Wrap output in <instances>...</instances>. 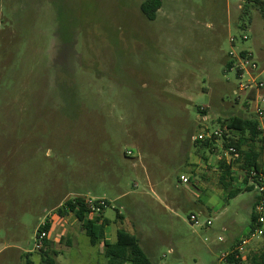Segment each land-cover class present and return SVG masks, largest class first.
<instances>
[{
	"label": "rangeland",
	"instance_id": "obj_1",
	"mask_svg": "<svg viewBox=\"0 0 264 264\" xmlns=\"http://www.w3.org/2000/svg\"><path fill=\"white\" fill-rule=\"evenodd\" d=\"M143 1L0 0V164L12 167L0 264H45L34 245L49 214L55 264H106L75 217L57 215L78 195L105 199L106 238L134 233L152 264H227L248 234L257 191L227 199L222 140L193 138L254 118L238 87L264 85V0H161L153 21ZM230 52L257 69L240 79ZM253 149L264 167V141ZM231 172L229 189L243 190L245 173ZM261 252L264 235L242 264Z\"/></svg>",
	"mask_w": 264,
	"mask_h": 264
},
{
	"label": "trees",
	"instance_id": "obj_2",
	"mask_svg": "<svg viewBox=\"0 0 264 264\" xmlns=\"http://www.w3.org/2000/svg\"><path fill=\"white\" fill-rule=\"evenodd\" d=\"M263 7L264 3H260ZM161 7V0H144L140 5V11L150 21L155 20L156 13ZM231 63L228 67H231ZM198 112L205 114V111L198 108ZM220 129L223 133L220 137L222 140L223 149L226 150L229 147H234L238 153V157L235 158L230 164H223L221 166L222 171L219 175V184L224 190L228 191V198L232 199L236 197L242 191L254 190L252 185H248L251 172L264 173V167L260 159V153L253 149V143L261 139L264 141V126L261 127L258 120L254 118H241L234 116L226 121L220 123ZM214 140H195L196 145H200L203 148L214 149ZM248 145L246 150H243V146ZM233 165H237L245 173L244 181L245 187L241 189H229L231 186V169ZM264 198V192L263 196ZM259 199L257 198L254 202ZM85 197L82 195L75 196L62 203L61 208L58 209L57 215L63 217L67 212L71 213L78 221L81 230L87 236L89 243L92 246L102 245V254L106 259V264H152L150 258L146 255L144 250L140 246L137 236L129 232L124 228H118L115 234V240L111 241L106 238L105 228L109 222L104 219V210L99 216H91L85 205ZM106 206L109 203L106 201ZM116 220L122 221L123 217L119 213H116ZM256 215L253 210L250 214L249 232L253 231L255 227ZM51 228L50 223L46 225L45 231H49ZM247 234V235H248ZM246 235V236H247ZM245 237V236H244ZM241 237L237 240V244L241 241ZM52 241L47 238L44 240L43 247L39 250L41 254V260L45 264H55L52 256H57V253L52 249ZM236 244V245H237ZM227 264H242V256L236 257V252L230 253L224 256ZM245 264H264V252L253 253L246 257Z\"/></svg>",
	"mask_w": 264,
	"mask_h": 264
},
{
	"label": "built area",
	"instance_id": "obj_3",
	"mask_svg": "<svg viewBox=\"0 0 264 264\" xmlns=\"http://www.w3.org/2000/svg\"><path fill=\"white\" fill-rule=\"evenodd\" d=\"M246 39L247 37L243 36V40ZM233 42L234 40L231 38L230 43ZM229 56L230 58L238 61L239 66L237 68V75L240 79L247 68H250L251 70L257 69V65L252 62V55L248 52H241L239 55H236L234 52H230ZM231 65L233 67V62L231 63ZM263 87L264 85L262 82H257L253 78L247 81L246 84L239 83L238 87L239 92L247 93V99L252 98V101L255 104L254 119L258 120L260 125L264 121V93L261 92ZM206 118L207 117L205 116L202 119L204 120ZM261 127L263 126L261 125ZM222 133V129H216L211 132L203 131L202 133L194 137L193 140H212L220 138ZM127 154L130 155V152H128ZM224 154L227 158L229 157V160H234L238 157L236 149L232 146L226 149ZM248 179L250 185L254 187L259 197V199L254 202L252 208L253 213L256 215L255 227L253 231H251L247 236L242 238L241 241L234 248L236 252V257L242 256V254L246 252L247 247L254 240L259 239L264 235V198L262 197L264 192V173L261 171L259 173L251 172V176ZM178 182L180 185H187L189 183V178L185 175H180L178 178ZM84 202L91 216H99L103 212V210L107 208L105 199L85 197ZM51 220H53V217L52 214H49L45 218H43V220L40 221V223L38 224L35 236L34 250H40L43 247L44 240L49 238V231L47 232L44 229L47 224L50 223V225H52L53 221L51 223ZM190 221L193 223H197V218L191 215ZM206 224L209 225L210 223L207 222Z\"/></svg>",
	"mask_w": 264,
	"mask_h": 264
},
{
	"label": "crops",
	"instance_id": "obj_4",
	"mask_svg": "<svg viewBox=\"0 0 264 264\" xmlns=\"http://www.w3.org/2000/svg\"><path fill=\"white\" fill-rule=\"evenodd\" d=\"M2 158V156H1ZM6 158V156L4 155V158L1 160V166H0V230L2 229L4 232H6V215H7V211H6V199L8 198L9 194L12 191V186L11 183L9 182V176L12 174V167L11 165H9V163H7L6 161H4V159ZM252 211V205H251V210H250V214ZM60 218V217H59ZM62 218V217H61ZM64 219V218H62ZM66 223V220H65ZM68 229V230H67ZM52 230V226L49 230V239H50V233ZM62 230H67L66 232H69V228H64ZM3 232V235H4ZM1 234V232H0ZM240 239V238H239ZM4 238L0 237V255L2 254V252L6 249V244L4 243ZM27 262H29L27 260Z\"/></svg>",
	"mask_w": 264,
	"mask_h": 264
}]
</instances>
